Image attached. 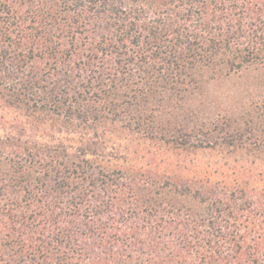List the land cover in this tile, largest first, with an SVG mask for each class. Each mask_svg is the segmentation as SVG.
<instances>
[{"label":"trees","instance_id":"16d2710c","mask_svg":"<svg viewBox=\"0 0 264 264\" xmlns=\"http://www.w3.org/2000/svg\"><path fill=\"white\" fill-rule=\"evenodd\" d=\"M0 264H264V0H0Z\"/></svg>","mask_w":264,"mask_h":264}]
</instances>
